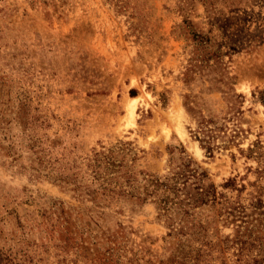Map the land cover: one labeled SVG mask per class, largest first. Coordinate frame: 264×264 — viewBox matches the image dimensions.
Returning a JSON list of instances; mask_svg holds the SVG:
<instances>
[{"label": "rangeland", "instance_id": "1", "mask_svg": "<svg viewBox=\"0 0 264 264\" xmlns=\"http://www.w3.org/2000/svg\"><path fill=\"white\" fill-rule=\"evenodd\" d=\"M262 90L264 0H0V264H166L176 240L152 203L93 193L109 149L138 178L182 148L227 198L257 188L263 233Z\"/></svg>", "mask_w": 264, "mask_h": 264}, {"label": "trees", "instance_id": "2", "mask_svg": "<svg viewBox=\"0 0 264 264\" xmlns=\"http://www.w3.org/2000/svg\"><path fill=\"white\" fill-rule=\"evenodd\" d=\"M196 37L197 41L202 40L200 36ZM257 94L264 105V90ZM130 96L133 97L132 94ZM209 124L211 122L201 118L193 131L199 147L207 154L211 153L214 141ZM124 145L128 146L121 144ZM181 153L184 156L171 164L165 175L138 172L139 178L124 163L123 154L113 149L95 153L90 167L98 185L93 193L110 198L132 199L138 204L146 201L152 203L157 218L162 219L168 230L167 236L176 240L166 264H212L215 259H220L223 264V254L228 250L232 251L231 256L236 264H264V232L254 235V229L248 227L251 224L248 217L263 208L258 189L249 194L247 205L238 198H227L216 190L206 171L182 148ZM67 180V176L58 179ZM220 187L240 192L234 179H227ZM247 210L250 215L246 213ZM257 215L264 221V214ZM218 224L234 227L233 235L217 240ZM261 229H264V225ZM253 251L254 254H250Z\"/></svg>", "mask_w": 264, "mask_h": 264}, {"label": "bare ground", "instance_id": "3", "mask_svg": "<svg viewBox=\"0 0 264 264\" xmlns=\"http://www.w3.org/2000/svg\"><path fill=\"white\" fill-rule=\"evenodd\" d=\"M136 102H137V99H130V107L132 108V111L134 109ZM131 115H132V112H131Z\"/></svg>", "mask_w": 264, "mask_h": 264}]
</instances>
